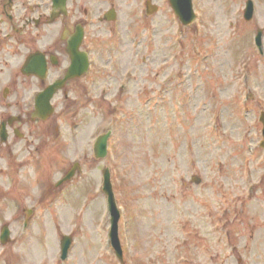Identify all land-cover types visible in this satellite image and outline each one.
<instances>
[{
	"label": "rangeland",
	"instance_id": "obj_1",
	"mask_svg": "<svg viewBox=\"0 0 264 264\" xmlns=\"http://www.w3.org/2000/svg\"><path fill=\"white\" fill-rule=\"evenodd\" d=\"M146 1L121 0L117 22L95 23L96 63L112 67L110 75L95 68L92 103L79 95L62 122L45 120L22 153L21 174H11V186L2 180L9 190L0 188V234L11 220L12 240L0 242V264H120L108 239L107 167L124 264H184L181 256L187 264H264V218L258 205L248 212V172L264 185V54L255 46L262 30L264 48V0H252L248 22V0H194L188 27L169 0H152V16ZM121 63L137 76L126 93ZM108 130L109 155L96 159V138ZM73 166L82 171L57 187ZM63 235L73 239L66 261Z\"/></svg>",
	"mask_w": 264,
	"mask_h": 264
},
{
	"label": "flooded vegetation",
	"instance_id": "obj_2",
	"mask_svg": "<svg viewBox=\"0 0 264 264\" xmlns=\"http://www.w3.org/2000/svg\"><path fill=\"white\" fill-rule=\"evenodd\" d=\"M117 1L66 0L62 9L61 0H0V181L7 178L11 186V174H21L22 153L38 140L36 131L45 123L37 111L40 94L74 74L52 98L55 121L69 115L79 95L87 106L91 102L92 65L80 78L76 74L83 70L71 71L77 28L83 31L80 51L92 60L96 42L92 14L107 24L103 19ZM32 123L36 126L30 130ZM0 188L9 190L3 184Z\"/></svg>",
	"mask_w": 264,
	"mask_h": 264
},
{
	"label": "water",
	"instance_id": "obj_3",
	"mask_svg": "<svg viewBox=\"0 0 264 264\" xmlns=\"http://www.w3.org/2000/svg\"><path fill=\"white\" fill-rule=\"evenodd\" d=\"M171 6L174 9L176 15L178 18L182 21L184 25H189L191 24L194 19V13H193V8H192V0H170ZM156 10V8H155ZM252 4L249 3L248 9L246 10L245 18L247 20H250L252 17ZM77 43H80L82 40V31H78L77 36ZM258 43L260 44V37L258 36L257 38ZM79 45V44H78ZM77 45V46H78ZM83 58L80 56L77 57V60L75 62V68L76 69H82L84 67V64H82ZM74 68V67H73ZM53 92L49 95V100L52 97ZM49 102V101H48ZM109 135H104L101 136L95 145V156L96 158H104L107 154V141H108ZM262 147L264 148V143L262 144ZM76 172V167L73 168V170L68 174V176L64 179V181H67L71 179ZM104 193L108 196L109 200V206L111 208L112 212V230H111V238H112V244L114 248L116 249V254L120 260H122V250L120 247L119 243V238H118V221H119V212L116 207L115 199H114V193L112 189V184H111V179H110V172L109 170L105 171L104 174ZM9 230L8 228H4L1 236V240L3 243H7L9 239ZM71 240L68 238H65L63 241V246H62V252H63V259L66 258V254L68 251V248L70 246Z\"/></svg>",
	"mask_w": 264,
	"mask_h": 264
}]
</instances>
